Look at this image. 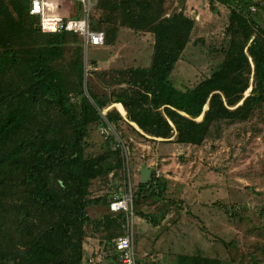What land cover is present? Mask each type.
Listing matches in <instances>:
<instances>
[{
  "label": "trees",
  "instance_id": "obj_1",
  "mask_svg": "<svg viewBox=\"0 0 264 264\" xmlns=\"http://www.w3.org/2000/svg\"><path fill=\"white\" fill-rule=\"evenodd\" d=\"M121 2V15L138 18L139 28L154 34L150 65L129 73L131 84L142 91L127 88L115 94L116 103L125 106L129 121L145 134L164 139L174 136L176 143L201 145L214 125L244 121L264 104V27L252 18L248 0H223L234 6L230 48L209 77L187 90L175 87L171 75L190 39L194 20L182 11L165 17L148 0ZM29 5V0H0V193L1 187L11 184L21 171L17 180L25 189L24 200H19L29 201L49 216L26 227L23 240L15 239L4 220L0 264H83L87 225L97 230L105 226V247L114 264L118 257L113 241L121 236L124 211H112L99 220H92L87 212L89 206L106 201L87 198L89 183L121 164L118 149L111 152V158L109 153L90 158L85 155L88 128L100 120L97 107L102 109L104 103L90 92L96 107L81 88L84 62L79 37L69 32L41 31ZM104 20L95 12L93 28L105 31ZM109 32L112 34L108 37L106 32L105 45L112 41L116 29ZM70 44H75L73 54ZM73 79L82 94L78 105L69 100ZM251 85V92L245 96ZM106 116L113 124L122 119L112 111ZM159 178L153 175L147 184L140 181L135 206L144 198H160L163 185ZM27 211L21 207L13 227L25 224ZM16 243L24 249H16ZM176 264L217 262L181 255Z\"/></svg>",
  "mask_w": 264,
  "mask_h": 264
},
{
  "label": "rangeland",
  "instance_id": "obj_2",
  "mask_svg": "<svg viewBox=\"0 0 264 264\" xmlns=\"http://www.w3.org/2000/svg\"><path fill=\"white\" fill-rule=\"evenodd\" d=\"M64 1L66 16L78 17V2ZM102 1L96 16L105 19L102 27L108 37L112 34L109 29L115 28L116 33L104 46H92L87 52L82 49L81 88L95 106L90 92L104 103L102 109L96 106L100 120L88 128L85 155L90 158L109 153L111 158V152L118 149L121 164L89 183L87 198L106 199L87 208L90 218L101 219L112 212L113 200L131 193L129 211L123 212L125 221L119 234L134 232L135 251L143 264H176L181 255L201 256L217 264H264V104L244 121L214 125L201 145L179 144L173 140L174 136L157 138L143 131L140 132L145 136H141L132 128L137 129L127 118L125 106L116 103L115 94L127 88L141 90L131 84L129 73L150 65L154 34L140 29L138 18L121 15V0ZM148 1L155 9L160 8L165 17L182 11L194 20L190 39L171 75L178 89L194 88L211 75L230 48V15L234 6L223 0ZM248 1L252 18L264 27V0ZM35 17L40 22V17ZM81 41L79 37L78 42ZM70 46L74 50L75 44ZM75 85L74 79L70 81L69 100L78 105L82 94ZM251 89L252 85L245 96ZM108 111L122 119L110 123ZM102 127H109L108 135L102 133ZM144 166L152 169V177L162 179L161 196L144 198L135 206ZM21 176V171L17 172L11 184L1 187L0 211L5 218L0 214V229L3 230L5 220L6 229L9 231L10 227L15 239L23 240L25 228L49 214L35 209L27 200H19H24L25 189L18 181ZM21 207L28 210V219L25 224L13 227ZM106 233L105 226L98 230L93 225L86 226L83 264H88L87 259L93 253L102 255L96 264L111 263L112 254L105 247ZM16 245V249H24L21 244Z\"/></svg>",
  "mask_w": 264,
  "mask_h": 264
},
{
  "label": "built area",
  "instance_id": "obj_3",
  "mask_svg": "<svg viewBox=\"0 0 264 264\" xmlns=\"http://www.w3.org/2000/svg\"><path fill=\"white\" fill-rule=\"evenodd\" d=\"M78 2V17L66 16L64 0H29V11L31 15L39 16V29L45 33L69 32L81 37L82 46L87 50L92 47L105 45L106 32L93 28V16L100 8L101 0H76ZM103 134H109V127H102ZM131 192V191H130ZM131 193L126 194L123 199H115L110 204L113 212L129 211ZM114 254L118 257L114 264H143L135 251L134 232L117 237L113 241ZM101 253L91 254L88 264H96L101 258ZM112 261V259H111ZM112 264V263H110Z\"/></svg>",
  "mask_w": 264,
  "mask_h": 264
},
{
  "label": "water",
  "instance_id": "obj_4",
  "mask_svg": "<svg viewBox=\"0 0 264 264\" xmlns=\"http://www.w3.org/2000/svg\"><path fill=\"white\" fill-rule=\"evenodd\" d=\"M152 180V169L144 166L141 171V183L147 184Z\"/></svg>",
  "mask_w": 264,
  "mask_h": 264
},
{
  "label": "crops",
  "instance_id": "obj_5",
  "mask_svg": "<svg viewBox=\"0 0 264 264\" xmlns=\"http://www.w3.org/2000/svg\"><path fill=\"white\" fill-rule=\"evenodd\" d=\"M117 108V107H116ZM125 109V108H124ZM133 125L137 128V130L141 131L140 128L137 126L136 123L133 122Z\"/></svg>",
  "mask_w": 264,
  "mask_h": 264
}]
</instances>
